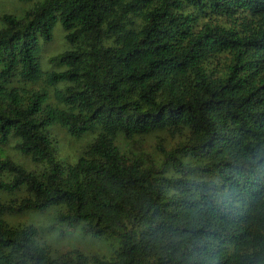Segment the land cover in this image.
Wrapping results in <instances>:
<instances>
[{
	"label": "trees",
	"instance_id": "obj_1",
	"mask_svg": "<svg viewBox=\"0 0 264 264\" xmlns=\"http://www.w3.org/2000/svg\"><path fill=\"white\" fill-rule=\"evenodd\" d=\"M0 20V146L43 165L0 153V192H25L0 197V264H264V0H41ZM57 21L71 47L44 71ZM52 125L94 137L69 163ZM155 131L179 141L128 147ZM50 207L59 235L117 249L55 256L2 217Z\"/></svg>",
	"mask_w": 264,
	"mask_h": 264
},
{
	"label": "rangeland",
	"instance_id": "obj_2",
	"mask_svg": "<svg viewBox=\"0 0 264 264\" xmlns=\"http://www.w3.org/2000/svg\"><path fill=\"white\" fill-rule=\"evenodd\" d=\"M41 0H0V16L5 13H13L15 15H22L25 10L32 7L35 3ZM2 22L0 20V27ZM65 31L60 22H56L52 37L48 41H41L39 44V61L41 68L44 71L53 69L55 65L51 62V57L69 49L70 43L65 39ZM29 87L43 86V81L34 83L21 84ZM52 91L51 87H46ZM52 134L56 137L57 156L58 158L72 163L76 160L83 149L91 142L94 137L92 132H86L79 136H75L67 132L59 125H52ZM179 141V137L170 135L166 131H155L147 135L136 136L128 142V147L134 150L145 151L155 155L158 151L157 145L161 144L163 147L171 148ZM15 138L11 137L8 142L0 146V153L11 156L15 161L21 163L24 167L30 170L39 171L43 165L36 164L31 161L28 156L20 154L15 148ZM8 177V174H2ZM25 192L21 189L13 192H0V197L3 199L19 198ZM56 211L55 207L47 208L43 211L26 210L22 212H5L2 214L3 219L10 225L20 224H34L39 231V240L48 246L53 255H59L71 249H79L86 254H98L108 256L118 247V242L99 236H92L86 233H79L76 231L68 232L65 235H59L57 229H51L48 226L53 221V215Z\"/></svg>",
	"mask_w": 264,
	"mask_h": 264
}]
</instances>
